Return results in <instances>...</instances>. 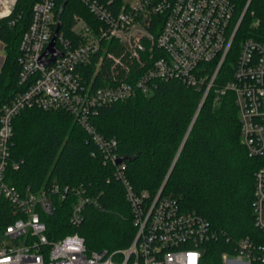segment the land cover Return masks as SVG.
Segmentation results:
<instances>
[{
    "label": "built area",
    "instance_id": "built-area-1",
    "mask_svg": "<svg viewBox=\"0 0 264 264\" xmlns=\"http://www.w3.org/2000/svg\"><path fill=\"white\" fill-rule=\"evenodd\" d=\"M18 1L0 0V20L13 14ZM57 1L34 4L20 41V91L1 109L0 195L16 220L0 235V264H204L203 245L214 235L210 222L197 212L183 211L163 195V187L151 199L146 192L136 193L124 177L123 162L118 163L117 141L100 136L91 119L104 106L138 94L150 96L159 82L177 80L203 88L202 103L211 91L216 101L232 93L241 143L249 156L263 154L264 21L254 19L245 35L239 33L251 0L239 17L229 0H80L95 22L76 15L72 37L61 30L58 34L56 48L62 56L42 64L58 24ZM221 78H227L222 85L217 82ZM35 108L71 113L101 148L104 163L116 166L136 226L129 247L89 251L79 234L50 240L41 217L55 214L56 197L74 198L72 225H80L85 207L97 205V200L82 186L53 184L21 191L7 181L13 121L23 110ZM12 168L18 170L19 163ZM253 214L263 240H239L235 254L224 255L223 264H264L263 168L255 173Z\"/></svg>",
    "mask_w": 264,
    "mask_h": 264
},
{
    "label": "trees",
    "instance_id": "trees-1",
    "mask_svg": "<svg viewBox=\"0 0 264 264\" xmlns=\"http://www.w3.org/2000/svg\"><path fill=\"white\" fill-rule=\"evenodd\" d=\"M65 1L61 31L72 37L76 15L88 22L95 19L80 0H58L57 15ZM229 1L239 17L248 0ZM36 2L19 0L13 14L0 20L5 53L0 69V115L20 91V41ZM254 19L264 21V0H251L239 33H247ZM226 80L217 82L222 85ZM203 92V88L177 80L159 82L150 96L138 94L100 108L91 123L104 139L117 141L115 151L124 159V177L136 193L146 192L151 199L163 187V195L176 200L183 211L197 212L210 222L214 235L203 245L204 264H223V256L234 255L239 240H263L255 224L253 202L255 173L264 169V153L251 157L241 143L233 94L216 101L211 91L202 103ZM13 125L10 184L21 191H38L53 184L82 186L98 203L87 205L83 222L72 225L74 198L56 197L55 214L41 217L48 238L55 241L79 234L89 251L129 247L136 226L124 181L116 176V166L104 163L101 148L76 118L65 110L25 109ZM13 163H19L18 170L12 168ZM15 220L12 206L0 195V235Z\"/></svg>",
    "mask_w": 264,
    "mask_h": 264
},
{
    "label": "water",
    "instance_id": "water-1",
    "mask_svg": "<svg viewBox=\"0 0 264 264\" xmlns=\"http://www.w3.org/2000/svg\"><path fill=\"white\" fill-rule=\"evenodd\" d=\"M67 4V1H65L63 3V5L61 6L59 12H58V15H57V19H58V24H57V27H56V30H55V33H54V36H53V39L50 43V45L48 46L46 52L43 54L42 56V59H41V63L42 64H50V63H53L56 59L57 56H62V54L59 52V50L56 48V40L58 38V34L62 28V23H61V15L64 11V8ZM51 55V58L47 59V57ZM123 158H120L118 163H122L123 162Z\"/></svg>",
    "mask_w": 264,
    "mask_h": 264
},
{
    "label": "rangeland",
    "instance_id": "rangeland-1",
    "mask_svg": "<svg viewBox=\"0 0 264 264\" xmlns=\"http://www.w3.org/2000/svg\"><path fill=\"white\" fill-rule=\"evenodd\" d=\"M128 2H133L134 0H127ZM245 35V33L242 32V36ZM0 57H4L2 62L0 63V69L4 66L5 64V53L4 50L0 51Z\"/></svg>",
    "mask_w": 264,
    "mask_h": 264
}]
</instances>
